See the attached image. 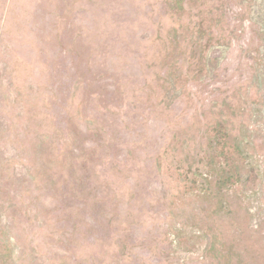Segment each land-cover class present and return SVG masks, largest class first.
<instances>
[{
    "label": "rangeland",
    "instance_id": "obj_1",
    "mask_svg": "<svg viewBox=\"0 0 264 264\" xmlns=\"http://www.w3.org/2000/svg\"><path fill=\"white\" fill-rule=\"evenodd\" d=\"M0 264H264V0H0Z\"/></svg>",
    "mask_w": 264,
    "mask_h": 264
}]
</instances>
